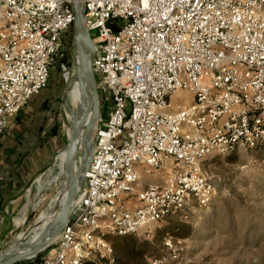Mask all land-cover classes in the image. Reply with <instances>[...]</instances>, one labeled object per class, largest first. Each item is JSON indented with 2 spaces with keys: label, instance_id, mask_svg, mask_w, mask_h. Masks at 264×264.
I'll use <instances>...</instances> for the list:
<instances>
[{
  "label": "built area",
  "instance_id": "built-area-1",
  "mask_svg": "<svg viewBox=\"0 0 264 264\" xmlns=\"http://www.w3.org/2000/svg\"><path fill=\"white\" fill-rule=\"evenodd\" d=\"M72 4L0 0V141L55 64L66 81L72 75L65 40ZM82 7L98 89L111 104L97 120L71 220L33 264L114 263L108 235L137 234L193 203L208 205L216 187L206 159L264 149V0H84ZM179 92L191 99L173 110ZM170 162L174 172L136 192L144 175H161ZM164 239L170 253L148 264L178 256L173 238Z\"/></svg>",
  "mask_w": 264,
  "mask_h": 264
},
{
  "label": "rangeland",
  "instance_id": "rangeland-1",
  "mask_svg": "<svg viewBox=\"0 0 264 264\" xmlns=\"http://www.w3.org/2000/svg\"><path fill=\"white\" fill-rule=\"evenodd\" d=\"M66 53L73 74L70 83L63 78L59 64H55L50 81L37 96L35 106L38 113L33 116L30 128L22 130L21 142H28L32 150L33 141H36V149H39L35 157L36 168L21 187L20 199L6 214L5 227L0 234V251L17 244L21 239L34 240L40 235L41 229L46 228L49 221L29 235L26 231L36 221L46 219L53 213L67 180L68 175L61 183L43 182L39 204L35 205L37 180L42 175H55L58 172V157L66 151L69 143L67 132L72 130L73 119L79 121L85 110L80 82L75 78L77 57L71 42L66 43ZM102 90L100 106L104 118L110 108L111 98L107 90ZM185 97L184 92H179L173 98L172 103L176 104L173 110L183 100L188 99L187 102H190L191 96ZM38 126H42V131L39 129L36 134ZM77 140L82 145L80 137ZM81 156L82 150H78L77 164H80ZM203 169L216 187L208 205L193 203L187 214L174 213L163 223L141 228L137 234L119 237L121 243L126 241L129 247L136 241L137 249L145 251L144 260L128 258L125 260L128 264H148L151 260L169 254L164 238H173L167 232L179 225H185L183 234L188 238H173V250L178 256L174 260L168 259L164 264H264V151L240 147L229 154L211 156L205 160ZM65 170L68 171L67 166ZM173 170L175 167L170 162L161 175L143 179L142 186L162 182ZM82 188L83 183L78 197ZM25 204L27 211L23 221L16 226L14 222L22 216ZM56 242L36 257L22 262L33 264L39 261L52 251ZM116 256L120 260L126 258L122 252H116Z\"/></svg>",
  "mask_w": 264,
  "mask_h": 264
},
{
  "label": "water",
  "instance_id": "water-1",
  "mask_svg": "<svg viewBox=\"0 0 264 264\" xmlns=\"http://www.w3.org/2000/svg\"><path fill=\"white\" fill-rule=\"evenodd\" d=\"M84 0H73L74 7V26H73V45L77 57L75 64V78L80 82L82 90L83 102H87V109L84 118L81 120L78 128L82 130V156L80 164H77V135L79 129L68 140L67 145V163L66 166L70 170L68 195L60 206V210L48 222V226L40 232V235L30 241L19 243L14 249H6L0 251V264H16L36 257L41 251L50 247L63 228L68 225L72 217L73 204L78 197L79 190L85 180V172L92 160L94 150L93 134L97 125V120L101 114L100 90H98V79L93 71L92 60L95 51L94 40L90 35L86 23H84V9L82 2ZM46 223V221H44ZM44 222L36 221L26 232L33 226L36 228Z\"/></svg>",
  "mask_w": 264,
  "mask_h": 264
},
{
  "label": "crops",
  "instance_id": "crops-1",
  "mask_svg": "<svg viewBox=\"0 0 264 264\" xmlns=\"http://www.w3.org/2000/svg\"><path fill=\"white\" fill-rule=\"evenodd\" d=\"M37 96L38 94L32 97L19 115L10 118L9 126L0 141V234L5 227L4 219L8 210L14 208L15 202L21 197V187L29 180L30 174L36 168L35 157L39 150L36 149V141H33V147L30 150L28 142H21V134L22 130L26 131L30 128L33 116L38 113L35 106ZM41 127H37L36 134ZM40 131L42 130L40 129ZM146 178L147 176L144 175L143 179ZM143 187L142 184L139 185L136 192H139ZM136 202V194H133L128 198L127 206L133 210L136 207Z\"/></svg>",
  "mask_w": 264,
  "mask_h": 264
},
{
  "label": "bare ground",
  "instance_id": "bare-ground-1",
  "mask_svg": "<svg viewBox=\"0 0 264 264\" xmlns=\"http://www.w3.org/2000/svg\"><path fill=\"white\" fill-rule=\"evenodd\" d=\"M72 77H73V74L69 77V79H68V81H67L68 83H70ZM87 102H88V101H85V104L83 105V107H84L83 110H84V109H85V110H84V113H83L81 119H80L79 121H77V122H75V118L73 119L72 130L67 132L68 139L71 138V136L74 134V131H75L76 129H79V132H78V136H77V137H80V139H81V134L83 133V132H82L83 129H80V128H78V127H79V125H80L81 120H82V119L84 118V116H85L86 109H87ZM78 139H79V138H78ZM76 140H77V139H76ZM78 142H79V140H77V148H76V152H78V150H82V145H81V144H78ZM66 155H67V151H65L62 155H60V156L58 157V158H59V159H58V163H57V166H58V172L55 173V175H50V174H48V176L42 175V176H40L39 179L37 180V192H38V195H37V197L35 198V205H38V204H39L38 200H39V196H40V193H41V192H40L41 185L43 184V182H50L51 184L61 183V182H64L65 178H66L67 175H68L67 180H66V182H65V184H64V188L62 189L61 194L58 196V198H57V200H56V205H55V209H54L53 213H52L48 218H46V219H44V218L41 219L42 222L52 220V218L56 215V213L61 209L60 206L63 204V202L65 201V199H66V197H67V195H68V192H69V191H68L69 178H70L71 174H70V170H69V169H68V171L65 170V166H66V163H67V157H66ZM42 186H43V185H42ZM26 211H27V204H25V205L23 206L22 216L18 217V218L15 220V222H14V224H15L16 226H18V225H20V224L22 223V221H23V216H24V214L26 213ZM39 228H40V226L37 227V228H36L35 226H33V228H31V229L27 232V235L31 234L32 231H34L35 229H39ZM44 229H45V228H42L41 231L44 230ZM33 233H34V232H33ZM31 237H32V236H31ZM35 239H36V238H35ZM23 241H30V240H27V239H25V238H24V239H21V240L18 241L17 244H12L11 247H9L8 249H14L15 247L18 246L19 243H23Z\"/></svg>",
  "mask_w": 264,
  "mask_h": 264
},
{
  "label": "trees",
  "instance_id": "trees-1",
  "mask_svg": "<svg viewBox=\"0 0 264 264\" xmlns=\"http://www.w3.org/2000/svg\"><path fill=\"white\" fill-rule=\"evenodd\" d=\"M73 36V29H71L68 34L66 35V39L68 43L71 42V38ZM70 64V61H68ZM51 78V76H50ZM50 81V79H49ZM48 81V82H49ZM100 90V89H99ZM102 93V90H100V94ZM101 96V95H100ZM102 99V97H100ZM261 151H264V149H261ZM186 228L185 225H179L176 228H174L172 231L167 232L169 235H171L173 238H178V239H186L188 238L187 235L183 234V229ZM112 236V237H111ZM107 239L110 240V242L113 245L114 248V257H115V261L114 263H107L105 260H103L102 262H97V261H86L84 264H128L127 260L128 258H135V259H142L144 260L145 256V251H143V249H137L136 247V241H134V244H132L130 247L128 246V243L126 241H124V243L119 240L118 236H114V235H108ZM116 252H122L123 256L126 257L124 259H118V257L116 256ZM119 262V263H118ZM25 262H19L16 264H24ZM164 264V263H163Z\"/></svg>",
  "mask_w": 264,
  "mask_h": 264
}]
</instances>
